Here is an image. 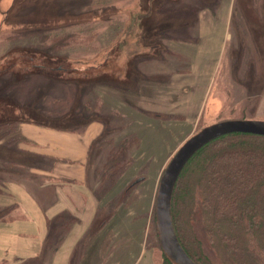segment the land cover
I'll return each instance as SVG.
<instances>
[{
    "label": "rangeland",
    "instance_id": "374dc122",
    "mask_svg": "<svg viewBox=\"0 0 264 264\" xmlns=\"http://www.w3.org/2000/svg\"><path fill=\"white\" fill-rule=\"evenodd\" d=\"M237 118L264 120V0H0V264H54L71 233L68 264H165L163 170L192 134ZM54 130L88 146L83 199L70 191L83 202L56 216L37 186L48 178L30 173L60 161L34 150ZM15 181L46 200L42 234ZM201 224L204 252L224 264Z\"/></svg>",
    "mask_w": 264,
    "mask_h": 264
},
{
    "label": "trees",
    "instance_id": "16d2710c",
    "mask_svg": "<svg viewBox=\"0 0 264 264\" xmlns=\"http://www.w3.org/2000/svg\"><path fill=\"white\" fill-rule=\"evenodd\" d=\"M36 66L31 70L46 67ZM172 216L181 244L198 264L216 263L204 252L196 220L224 264H264V135L232 132L198 150L176 182Z\"/></svg>",
    "mask_w": 264,
    "mask_h": 264
},
{
    "label": "crops",
    "instance_id": "0c3cea01",
    "mask_svg": "<svg viewBox=\"0 0 264 264\" xmlns=\"http://www.w3.org/2000/svg\"><path fill=\"white\" fill-rule=\"evenodd\" d=\"M33 130H31L33 134L28 133L30 137H36L35 139H38L39 141L42 140L36 134L39 133L38 128ZM56 132L57 131H55L54 133L45 132L44 135L49 136L52 140H45L43 142L45 145H43L44 147L41 150H34L35 152L37 151L42 155L45 154L51 157H55L56 159H60V161H58L56 165H54L51 169L44 170L39 168H31L30 170V173L33 175H44L48 178L46 182L41 181L38 183L37 186L39 187V189H44L46 192H48L50 199L52 200L51 202H49V205L51 207H54V210L57 209L54 212V216L58 215L59 210L66 209L67 211H73L74 208L72 210L70 209L71 207H75L76 205L82 204L83 201H81V203L80 201L78 202L76 200L78 199L77 197L74 196L72 198V194L70 193V191L77 190L80 194L78 196L83 199V191L85 189L83 183L86 182L88 173L86 162L88 146L86 144V141L81 140L80 138H78V136L76 137V135L74 134ZM9 185V189L12 186L14 190L21 191L20 197H18L20 201L18 203L24 205L29 213H31V211L38 210L37 212L40 215H37L39 216L40 223L41 221L47 220V215L40 210V206L46 205V200L41 201L39 196H37L35 193L27 192V190L24 189L25 184H23V182L15 181L13 183H9ZM74 186L76 188H74ZM80 198L78 200H80ZM93 201L94 199L91 198L90 204L93 203ZM27 207L30 208L28 209ZM58 207L62 208L58 209ZM42 227L43 224L41 223L40 228L36 230L40 234H42ZM77 231L79 232L75 234L76 239L79 238L82 234L80 233V229H78ZM71 234L68 235L67 240L64 242V244L58 248L54 258V264L69 263V258L74 252V244L76 242V240L72 242L74 235ZM8 244V241H0V261L2 259H7L11 255L9 248L10 246ZM25 247H27V242L25 243ZM112 247L114 248V244ZM113 248L111 249V251H113ZM27 257L24 259H27ZM146 264H152V259L150 258Z\"/></svg>",
    "mask_w": 264,
    "mask_h": 264
},
{
    "label": "water",
    "instance_id": "95a60500",
    "mask_svg": "<svg viewBox=\"0 0 264 264\" xmlns=\"http://www.w3.org/2000/svg\"><path fill=\"white\" fill-rule=\"evenodd\" d=\"M232 132L264 135V120L237 118L205 125L179 146L163 170L155 199L156 227L161 248L174 264H198L181 244L173 223L172 197L176 182L185 165L198 150L217 137ZM143 179L140 176L132 184Z\"/></svg>",
    "mask_w": 264,
    "mask_h": 264
}]
</instances>
